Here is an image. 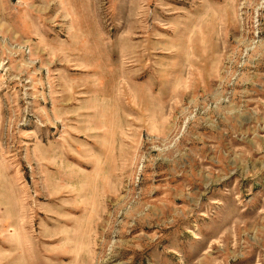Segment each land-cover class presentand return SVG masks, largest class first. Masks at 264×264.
<instances>
[{"label":"rangeland","instance_id":"374dc122","mask_svg":"<svg viewBox=\"0 0 264 264\" xmlns=\"http://www.w3.org/2000/svg\"><path fill=\"white\" fill-rule=\"evenodd\" d=\"M0 264H264V0H0Z\"/></svg>","mask_w":264,"mask_h":264}]
</instances>
